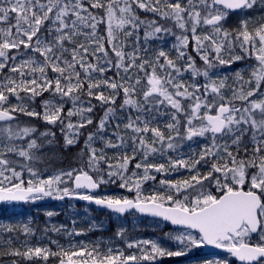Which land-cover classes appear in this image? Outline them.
I'll list each match as a JSON object with an SVG mask.
<instances>
[{
	"label": "snow or ice",
	"instance_id": "obj_1",
	"mask_svg": "<svg viewBox=\"0 0 264 264\" xmlns=\"http://www.w3.org/2000/svg\"><path fill=\"white\" fill-rule=\"evenodd\" d=\"M0 264H264V0H0Z\"/></svg>",
	"mask_w": 264,
	"mask_h": 264
},
{
	"label": "rangeland",
	"instance_id": "obj_2",
	"mask_svg": "<svg viewBox=\"0 0 264 264\" xmlns=\"http://www.w3.org/2000/svg\"><path fill=\"white\" fill-rule=\"evenodd\" d=\"M46 207H50V208H56L58 210L61 211V213L64 212L65 208H66V205H61L59 202H55V201H49L46 205ZM29 210H32V209H28L27 207L25 208V211L28 212ZM82 210V209H81ZM35 211V210H34ZM63 218V216H62ZM61 218V219H62ZM57 219V218H56ZM143 235H150L151 233H148V232H145V233H142Z\"/></svg>",
	"mask_w": 264,
	"mask_h": 264
},
{
	"label": "trees",
	"instance_id": "obj_3",
	"mask_svg": "<svg viewBox=\"0 0 264 264\" xmlns=\"http://www.w3.org/2000/svg\"><path fill=\"white\" fill-rule=\"evenodd\" d=\"M76 207H77V209H82V205H81V203L77 202V203H76ZM29 211H31L32 215H36V212H35L34 210H29ZM79 214H80V215H84V213H83L82 210L80 211ZM93 215H94L97 219H100V218L103 216V213H102V212H97V211H95V209H93ZM62 216H63V213H61V216H60V217H57V219H61ZM41 218H42V217H41Z\"/></svg>",
	"mask_w": 264,
	"mask_h": 264
},
{
	"label": "water",
	"instance_id": "obj_4",
	"mask_svg": "<svg viewBox=\"0 0 264 264\" xmlns=\"http://www.w3.org/2000/svg\"><path fill=\"white\" fill-rule=\"evenodd\" d=\"M80 203V202H79Z\"/></svg>",
	"mask_w": 264,
	"mask_h": 264
}]
</instances>
